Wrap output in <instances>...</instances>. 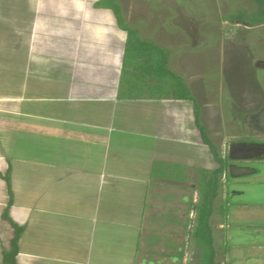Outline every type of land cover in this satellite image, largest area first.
Instances as JSON below:
<instances>
[{
    "label": "crops",
    "instance_id": "obj_1",
    "mask_svg": "<svg viewBox=\"0 0 264 264\" xmlns=\"http://www.w3.org/2000/svg\"><path fill=\"white\" fill-rule=\"evenodd\" d=\"M97 1L0 0V173L11 174L9 216L26 227L16 263L200 264L198 206L220 165L198 105L229 160L210 217L215 263L264 264V212L234 188L264 181L251 166L264 158L230 160L238 142L221 154L205 105L155 39L160 25L133 27L117 0L141 39L167 51L192 100L150 73L123 72L127 32ZM232 164L255 172L231 178ZM8 202L0 178V264L14 236Z\"/></svg>",
    "mask_w": 264,
    "mask_h": 264
},
{
    "label": "rangeland",
    "instance_id": "obj_2",
    "mask_svg": "<svg viewBox=\"0 0 264 264\" xmlns=\"http://www.w3.org/2000/svg\"><path fill=\"white\" fill-rule=\"evenodd\" d=\"M118 1L133 27L160 25L155 39L172 51L171 67L193 85L205 105V120L222 155L233 142L264 140L255 126L264 107V24L250 27L229 18L239 10L256 12L252 0ZM251 166L264 170V162ZM234 188H245V202L258 201L264 212V181ZM251 188L255 191L250 194Z\"/></svg>",
    "mask_w": 264,
    "mask_h": 264
},
{
    "label": "trees",
    "instance_id": "obj_3",
    "mask_svg": "<svg viewBox=\"0 0 264 264\" xmlns=\"http://www.w3.org/2000/svg\"><path fill=\"white\" fill-rule=\"evenodd\" d=\"M252 1L257 6L256 12L246 15L243 10H239L237 13L230 15L229 18L236 19L239 23L250 27L264 24V0ZM94 7L96 9L111 10L115 16L118 28L127 32L123 56V72L132 69L140 74L150 73L163 83L170 82L175 98L192 100L191 92L184 80L167 68V51L152 42L141 39L139 31L126 23L122 7L117 0H99L94 3ZM195 116L203 141L209 145L215 160L220 165L218 169L211 172L207 180L204 179L195 232V238L202 245L203 256L200 264H216L210 217L213 213V202L218 191L219 175L227 169L229 160L227 157L224 159L220 157L216 146L208 137L206 129L200 125L198 105H195ZM0 178L6 182L9 195V202L3 213V218L11 224L14 230V236L11 239V249L2 251L3 264H17L16 257L19 253V243L26 227L17 225L9 216L14 199L10 170L5 175L0 173Z\"/></svg>",
    "mask_w": 264,
    "mask_h": 264
},
{
    "label": "water",
    "instance_id": "obj_4",
    "mask_svg": "<svg viewBox=\"0 0 264 264\" xmlns=\"http://www.w3.org/2000/svg\"><path fill=\"white\" fill-rule=\"evenodd\" d=\"M257 126L264 132V107L256 116ZM264 146V142H253V143H235L229 148V159H252L258 158L259 155L255 154V150L258 147ZM247 153L248 155H246ZM255 172V169L246 166H236L234 164L229 166V174L231 178H237L241 176H247Z\"/></svg>",
    "mask_w": 264,
    "mask_h": 264
},
{
    "label": "flooded vegetation",
    "instance_id": "obj_5",
    "mask_svg": "<svg viewBox=\"0 0 264 264\" xmlns=\"http://www.w3.org/2000/svg\"><path fill=\"white\" fill-rule=\"evenodd\" d=\"M262 110V109H261ZM255 126L256 128L260 129L258 126H257V121L255 119ZM261 130V129H260ZM263 132V131H262ZM247 143H253V142H264V140H261V139H253V140H249V141H246ZM255 154L259 155L260 157L264 158V146H261V147H258L255 151ZM246 155H248L247 153H245Z\"/></svg>",
    "mask_w": 264,
    "mask_h": 264
}]
</instances>
